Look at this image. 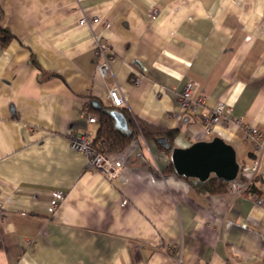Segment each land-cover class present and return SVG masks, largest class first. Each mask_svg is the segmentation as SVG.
I'll return each instance as SVG.
<instances>
[{"label": "crops", "instance_id": "1", "mask_svg": "<svg viewBox=\"0 0 264 264\" xmlns=\"http://www.w3.org/2000/svg\"><path fill=\"white\" fill-rule=\"evenodd\" d=\"M0 28V264H264V139H245L264 138V0H0ZM113 86L118 108L177 129L178 147L206 139L202 114L224 103L242 122L211 135L257 161L254 195L200 194L140 135L112 154L126 165L114 179L86 170L67 135L94 136L86 116L113 106Z\"/></svg>", "mask_w": 264, "mask_h": 264}, {"label": "built area", "instance_id": "2", "mask_svg": "<svg viewBox=\"0 0 264 264\" xmlns=\"http://www.w3.org/2000/svg\"><path fill=\"white\" fill-rule=\"evenodd\" d=\"M158 9L152 7L150 9L151 16H156ZM97 58L95 70L100 77H105L110 71V62L113 59V52L110 44L107 41H99L94 51ZM139 77L135 76V81H138ZM190 88L191 83H187L183 89L177 95V101L180 107L184 110L190 107ZM108 98L110 99L114 107H119L124 104V99L119 93L117 87H110L108 89ZM200 100V102H202ZM230 109L222 102H219L213 109L208 113L202 114V121L204 124V132L209 133L212 127L217 122L236 121L241 124L239 119L230 117ZM94 115H87L86 120L88 123H94L96 120ZM68 142L71 148L81 152L86 157L85 169L94 170L102 173L108 179L115 177L120 174L124 168L125 163L119 159H113L108 154L97 150L92 144L91 133L88 130H71L68 132ZM245 138L249 140L255 148L262 146L263 135L255 127L245 128ZM245 169L247 176H252L256 173L257 161H252V164ZM245 183L240 180L230 181L227 186L229 191L241 193L244 189ZM64 193L61 190H53L51 192L48 210L53 212L58 204L62 201ZM257 204L262 203V199L254 197Z\"/></svg>", "mask_w": 264, "mask_h": 264}, {"label": "trees", "instance_id": "3", "mask_svg": "<svg viewBox=\"0 0 264 264\" xmlns=\"http://www.w3.org/2000/svg\"><path fill=\"white\" fill-rule=\"evenodd\" d=\"M11 38L12 35L7 29L0 28V45H6ZM112 110H118L121 113L125 120L127 130L115 126L114 117L111 114ZM94 113L96 115L95 123L97 124V129L92 137V144L97 150L108 154L120 151L130 144L134 136L140 135L144 139L152 141L155 146L167 156L168 162L163 169V173H173L182 177L200 194H215L228 190L227 186L230 181L215 177L214 174H211L207 179L201 181L193 177L179 175L175 172L169 157L172 148L176 146L175 137L178 134L177 129L154 124L134 117L124 108L113 106L98 107L94 108ZM237 161L239 170L236 180L245 183V187L241 191V194L244 193L253 196L258 186L257 182L259 181V177L256 173L252 176H247L245 172L246 164L240 161L238 157Z\"/></svg>", "mask_w": 264, "mask_h": 264}, {"label": "water", "instance_id": "4", "mask_svg": "<svg viewBox=\"0 0 264 264\" xmlns=\"http://www.w3.org/2000/svg\"><path fill=\"white\" fill-rule=\"evenodd\" d=\"M115 126L127 130L124 118L118 110H112ZM179 175L205 180L211 174L225 181H234L239 170L234 147L220 136L197 140L186 147L175 146L169 157Z\"/></svg>", "mask_w": 264, "mask_h": 264}, {"label": "rangeland", "instance_id": "5", "mask_svg": "<svg viewBox=\"0 0 264 264\" xmlns=\"http://www.w3.org/2000/svg\"><path fill=\"white\" fill-rule=\"evenodd\" d=\"M230 117L233 118L232 116H230ZM235 118H236V117H235ZM236 119H239V120L242 122L241 118H236ZM230 122H233V123H235V124H236V123L239 124L238 122H236V121L234 122V121H232V120L229 121L228 123H230ZM217 123H219V122H217ZM217 123H216V124H217ZM222 123H225V122H222ZM216 124H214V126H215ZM203 125H204V124H203ZM214 126L212 127V130H213ZM212 130H211L209 133H206L207 138H206V139H203V140L210 139V138L213 136V135H211ZM133 138H134V137H133ZM133 138H132V139H133ZM245 139H246V138H245ZM131 141H132V140H131ZM127 146H128V145H127ZM127 146H126V147H127ZM126 147H124V148H126ZM124 148H123V149H124ZM123 149H122V150H123ZM120 151H121V150H120ZM117 152H119V151H117ZM114 153H116V152H114ZM106 154H108V153H106ZM112 154H113V153H110V154H108V155L111 156V158L116 159V158L113 157ZM251 164H252V162L250 163V165H251ZM125 168H126V165H125ZM125 168H124V170H125ZM245 169H247V168H245ZM124 170H123V171H124ZM123 171H122V172H123ZM101 174H102V173H101ZM120 174H121V173H120ZM120 174H118V175H120ZM102 175H103V174H102ZM118 175H116L115 177H117ZM104 177H105V176H104ZM115 177H113V178H111V179H114ZM106 178H107V177H106Z\"/></svg>", "mask_w": 264, "mask_h": 264}]
</instances>
